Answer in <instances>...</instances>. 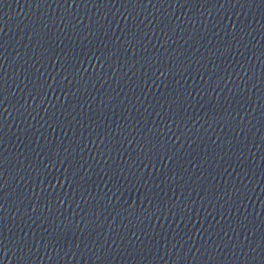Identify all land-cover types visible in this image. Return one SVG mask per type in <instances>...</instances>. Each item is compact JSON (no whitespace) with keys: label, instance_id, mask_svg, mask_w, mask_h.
Returning a JSON list of instances; mask_svg holds the SVG:
<instances>
[{"label":"water","instance_id":"1","mask_svg":"<svg viewBox=\"0 0 264 264\" xmlns=\"http://www.w3.org/2000/svg\"><path fill=\"white\" fill-rule=\"evenodd\" d=\"M0 264H264V0H0Z\"/></svg>","mask_w":264,"mask_h":264}]
</instances>
